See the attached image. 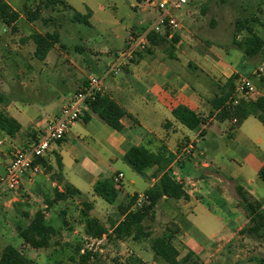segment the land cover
<instances>
[{
  "label": "crops",
  "instance_id": "crops-1",
  "mask_svg": "<svg viewBox=\"0 0 264 264\" xmlns=\"http://www.w3.org/2000/svg\"><path fill=\"white\" fill-rule=\"evenodd\" d=\"M149 2L152 4L153 1ZM197 2L190 0L188 11L178 18L180 27L174 31L178 42L169 41L156 47L149 45L133 59L125 60L118 72L108 73V66L122 50L102 63L98 54H107L104 50L95 53L97 63L93 62L89 69L77 67L81 79L73 82L69 91H65L69 88L59 89L58 86L59 91L47 90L43 96L40 93L33 96L36 98L31 101L18 96L4 101L0 96V101L5 102V105L0 103V111L19 125L13 137L0 131V176L4 175L14 151L28 147L35 141L47 121L55 117L68 100L79 92L94 76L93 72L101 76L102 95H109L131 116L122 119L125 131L119 132L86 109L68 135L51 145L44 157L48 169L44 166L39 174L27 175L16 193L5 192L15 195L8 199L7 204L17 201L27 207V211L38 206L37 210L44 211L46 215L44 208L53 209L63 200L52 205L45 201V205H41L44 193L52 187L62 192L64 184H69L79 190L80 197L90 202L93 209L94 205H99L94 187L99 181L108 180L119 193L111 208L118 207L126 203L129 197L144 194L159 182L161 176L157 175L156 167L146 172L136 170L125 159L128 148L143 145L157 151L165 146L171 157L169 170L183 184L189 196L188 200L163 197L159 202L173 200L176 204L177 211L171 223L180 230L175 240L181 242L189 252L198 254L217 243L230 241L247 226L249 219L237 188L242 187L264 206V182L258 177L264 165V124L250 116L236 128L233 121L218 119L219 112L212 107L211 101L220 95L227 80L234 75L250 78L258 97H264V64L249 67L246 56L236 47L231 46L224 51L222 46L207 44L200 39L202 30L198 31L189 22L197 13L193 12L195 5L198 10ZM143 10L148 11L146 8ZM148 14L144 22L146 25L140 30L132 29L126 42L131 36L144 32L150 26L147 23L155 19L157 12L155 10ZM174 36L168 37L169 40ZM233 51L235 55L231 57ZM240 64H243V69L239 68ZM248 67L250 69H246ZM180 105L187 106L205 119L198 130L191 131L174 118L173 109ZM191 132H194L193 136H190ZM224 137L230 142L222 144L220 140H224ZM58 159L63 165L62 182L52 177L58 173ZM120 174L122 177L117 180ZM141 180L149 183L144 190L137 189ZM130 189L131 192L128 191ZM26 213L24 215L28 216ZM202 228L209 231L219 228L222 231L205 233ZM119 242L126 243V240ZM21 247H26L24 241Z\"/></svg>",
  "mask_w": 264,
  "mask_h": 264
},
{
  "label": "rangeland",
  "instance_id": "rangeland-1",
  "mask_svg": "<svg viewBox=\"0 0 264 264\" xmlns=\"http://www.w3.org/2000/svg\"><path fill=\"white\" fill-rule=\"evenodd\" d=\"M6 1L21 14V18L16 24V31L0 22V96L4 101L12 100L15 96L31 101L36 98L33 96L39 93L43 96L47 90L59 91L65 87L69 88L65 91H69L73 82L81 79L77 67L89 69L93 62L97 63L95 53L107 51V54H98L102 63L107 62L111 56L115 57V53L125 49L126 39L132 29H142L146 25L144 22L149 17L148 13L155 11L161 0H152V4L149 0H64L72 7L71 11L61 6L46 7L40 3L45 2L44 0ZM200 1L197 2L198 10L196 5L194 6L193 12L197 13L189 22L191 21L198 31L202 30L199 38L206 43L218 44L224 51L234 46L232 41L237 34L235 22L238 19L247 20V25L264 39V0ZM39 4L40 18L30 22L26 19L25 10L36 11ZM188 7L185 6L177 12L176 17L185 15ZM143 8L148 11L144 12ZM74 12L83 16L91 13L88 16L90 25L74 22ZM205 30L208 31L203 35ZM37 33H56L60 36V43L48 52L42 62L33 56L36 44L31 37ZM245 34L246 32L237 34L238 39ZM223 55L227 56L225 52ZM234 55L235 51L231 53V57ZM245 60L249 67L257 63L262 65L264 54L254 58L246 57ZM242 67L243 64H240L239 68L243 69ZM249 67L246 69H250ZM93 75L101 78L97 72H93ZM1 101L0 103L5 105V102ZM193 135L194 132H191L190 136ZM223 139L220 140L222 144L230 142L226 137ZM148 185V181L141 180L137 189L144 190ZM55 190L52 187L44 193L40 204L45 205V201L49 202L54 198ZM14 196L0 193V255L7 245H12L23 250L25 256L35 264H80V256L85 251L91 253L86 264H167L155 256L149 239L136 242L129 238L126 243H121L104 236L106 239L102 243L93 244L92 238L85 232L86 217L82 212L87 209L83 207V198L78 196L63 200L60 205L53 206V209H43L47 210L46 223L57 230L50 248L33 249L26 244L23 248V241L18 236L19 229L27 228L39 210L38 206H33L27 211V207L17 201L7 204L8 199ZM96 203L99 205H94L88 212L89 216L99 219L106 227L109 228L111 221L121 219L118 207L111 208L112 205L98 196ZM176 208L173 200H162L156 207L153 219L144 221L143 226L146 232H150V239L162 237L167 227H173L171 221L176 214ZM26 212L28 216L24 215ZM202 231L221 232L222 229L209 231L202 228ZM173 244L180 254V260L187 256L189 251L181 242L173 239ZM78 248L80 252L77 251ZM71 257H74V261ZM257 258L264 259V240H253L237 233L230 241L217 243L182 264H256L253 259Z\"/></svg>",
  "mask_w": 264,
  "mask_h": 264
},
{
  "label": "trees",
  "instance_id": "trees-1",
  "mask_svg": "<svg viewBox=\"0 0 264 264\" xmlns=\"http://www.w3.org/2000/svg\"><path fill=\"white\" fill-rule=\"evenodd\" d=\"M44 1L40 3H43L46 7L61 6L66 10H72V7L64 0ZM40 12V4L36 11L25 10L26 19L30 22L37 21L40 18ZM90 15L91 13L83 16L74 12L72 20L80 24L90 25L88 18ZM20 18L21 14L14 10L6 0H0V22L4 26L16 31V24ZM235 28L237 34L243 32H246V34L241 39H238L239 36L237 34L234 36L232 41L234 47L242 51L247 58H254L259 54H264V40L247 25V20H236ZM147 37L150 47L165 45L169 41L178 42L177 35L172 40H169L168 34L150 32ZM31 38L36 44L33 56L39 61H44L48 52L56 44L60 43V36L56 33L53 35L37 33L32 35ZM238 77V75H234L228 79L224 88L221 89L220 95L211 101L212 107L219 112L218 119L221 121H233V119H236V128L250 116L256 117L264 124V97H257L250 101H240L234 109L229 108L228 102L235 93ZM88 110L91 114L97 115L101 120L119 132L125 131L122 119L131 118L125 109L106 94L98 95L95 100L88 102ZM173 116L180 124L190 130H198L205 121L202 116L184 105L174 108ZM18 130L19 125L17 121L0 111V131L13 137ZM125 159L140 172H146L156 167L157 175H161L159 182L145 191L144 194L147 199L141 207H136L138 194L129 197L126 203L120 204L118 211L121 219L111 221L109 228L99 219L89 216L88 212L92 209V204L88 201H83V207L87 209L82 212L86 217V235L92 239H100L107 236L108 239L114 241H124L131 238L136 242H142L149 239L151 240L150 246L155 256L167 264H182L194 258L195 253L190 251L187 256L180 260V254L173 244V239L180 230L177 225L172 223L173 227H167L164 235L157 239H150V232H146L143 226L146 219H153L156 207L163 197L174 200L189 199L183 184L177 181L169 170L171 157L169 156L167 148L162 146L157 151H152L143 145L130 146L125 154ZM35 163H42L48 169L44 158L36 160ZM57 165L58 173L52 177L62 182L63 165L60 159L57 160ZM258 177L264 182V165L260 168ZM63 189L62 192L58 191V189L55 190V197L52 201L50 200L48 202V205H52L56 201L81 196L79 190L69 184H64ZM237 192L246 216L249 219L247 226L239 234L253 240H264V206L249 196L242 187H238ZM94 193L110 205L116 203L119 194L118 189L108 180L99 181L94 187ZM45 217V212L39 210L27 228L19 229V237L26 245L31 246L33 249L50 248L52 245L51 240L57 234L55 228L46 223ZM77 251L80 252V248ZM90 257L91 253L85 251L80 256V264H86L90 260ZM71 258L74 261V257ZM253 261L256 264H264L263 258L253 259ZM0 264H35V262L28 259L21 250L12 245H7L0 255Z\"/></svg>",
  "mask_w": 264,
  "mask_h": 264
},
{
  "label": "built area",
  "instance_id": "built-area-1",
  "mask_svg": "<svg viewBox=\"0 0 264 264\" xmlns=\"http://www.w3.org/2000/svg\"><path fill=\"white\" fill-rule=\"evenodd\" d=\"M190 0H161L156 5L157 15L150 26L138 36H131L126 42L124 50L118 53L115 61L109 64L108 73H115L120 70L125 60L133 59L138 52L144 51L149 46L148 34H168L169 38L174 36V31L180 27L176 13L189 4ZM102 95V79L90 77L86 84L75 93L68 102L61 108L60 112L47 121L42 132L35 141L25 148L14 151L10 163L4 175L0 176V193L16 192L23 184L27 175H37L44 170L42 163H35L36 160L44 158L52 144L62 141L71 130L72 126L81 119L88 102L95 100ZM258 97V91L248 77H239L236 82V90L228 102V106L234 109L240 101H250ZM236 124L237 120L233 119ZM122 177L120 174L117 178ZM145 194H139L136 207H141L146 200ZM105 237L91 239L93 244L102 243Z\"/></svg>",
  "mask_w": 264,
  "mask_h": 264
}]
</instances>
